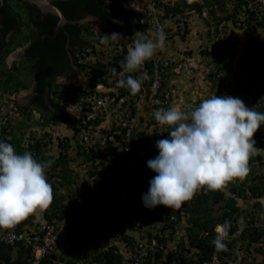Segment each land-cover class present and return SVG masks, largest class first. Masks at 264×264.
Wrapping results in <instances>:
<instances>
[{
    "label": "trees",
    "instance_id": "obj_1",
    "mask_svg": "<svg viewBox=\"0 0 264 264\" xmlns=\"http://www.w3.org/2000/svg\"><path fill=\"white\" fill-rule=\"evenodd\" d=\"M13 1L14 3L10 0H4V2L0 3V13L4 15L3 31L7 33L14 25H16V29L23 24L29 27L32 21L38 27V31L35 32L29 27L31 32L24 36L23 39L26 41L32 38L34 33L36 34V39H33L26 51V59L31 63L26 67L24 76L18 75L22 62L14 63L11 68L6 64L3 57L10 49L7 47L8 45L4 49V43L0 39V102L2 97H7L8 95L7 100L9 102L13 100L17 108L22 110V114L24 115L25 113L24 116L8 120L6 123L1 122L3 116L0 114V142L11 144L17 154H23L28 151L32 153L34 159L52 161L51 166L45 171L47 182H49L50 178H55L58 180V187L64 186L69 189L66 200L70 208L67 207L62 195L53 193V201L48 209L44 211L45 219L49 222H55L59 234L64 237L69 246L65 249H58L57 251L54 250L55 252L52 251L49 254H45L38 264H75L78 261L80 262L81 259L83 262L89 261L90 264L92 262H97L98 264L119 263L123 258L118 246L120 241L116 239V244H109L105 235L95 234L94 227L102 226L107 229L115 223L119 224L121 229H124V219L126 220V229L124 231L127 230V232L126 234L122 233L121 237L124 236L122 239L125 240L127 247L135 250V253L141 254L139 264H203L213 254L220 259V264H233L232 257L237 256L236 247H241L242 257L244 260L249 259V264H264V239H262L264 237V229L258 225V222L264 218V204L259 200H254L248 206L250 207L249 209H253L249 214H255L254 219H259L258 221L253 222V218L245 220H240L239 218V211L243 208L241 205H243L246 197H249V195L255 198L264 197V170L261 171V168L253 166L255 161L260 162L264 158L261 153H256L249 159L248 167L250 171L242 179L237 177L216 191H205L202 188L194 195V202L186 201L180 209H171L162 205L148 209L143 205L142 195L148 192L149 181L156 173L148 168L147 161L158 155V149L155 145L160 138L155 137L153 141V136H150L146 131H136L131 141L133 147L125 149V146L128 145L122 140L125 127H120L119 133L114 135V141L108 138L109 145L106 148V152H100L95 155L98 151L95 154L84 151L87 155L86 160L91 161L88 177H92L97 189L92 191L88 189L86 191L88 192L86 199L83 197L79 202L75 201V198L82 194L79 193L77 186L76 188L72 187L74 174L71 173L69 168L70 157H68V153L66 151L60 152L57 156L50 151V141L53 136L50 132L46 131L37 138L31 132L27 137V130L29 125L32 124L31 114L27 110L31 106H37L42 110L40 119L33 121L38 123L40 127H46L49 122L57 124L68 120L72 121L70 115L65 111L66 104L75 100L81 94H88V92L81 85L72 83L65 84L62 90H58L59 86L54 84L56 80L50 77H53L56 73H61L62 69H67L75 76L77 70L71 64L76 50H81L84 46L94 42L102 44V38L108 34L106 32L104 34L103 31H94L91 38H89V31L92 28L87 27L85 23L65 24L55 32L54 27L58 21L55 15L46 14V19L43 21L33 19L34 6L29 7L21 0ZM123 1L69 0L67 2L57 1L56 4L63 10L68 20L76 21L90 14L101 19L102 23L112 25L110 29L115 31L118 26L113 27L111 23L113 20L111 19L112 15L122 18L132 29L146 30L147 26L140 24L138 20L141 14L131 10H124ZM224 1L192 0L189 4L188 0H176L175 5L166 6V12L167 14H182L185 11H193L202 14L206 11L218 25L228 20H232L235 23L237 21L236 13L238 14L239 11L244 15L246 22L253 24L254 29H256L257 25H262V21H257V15L259 14L256 12V5L251 0H230V4L233 6L232 12L220 16L217 8L223 7ZM26 6L32 11H28L27 16L24 15L25 19L23 21L15 20L14 17H21ZM108 7L111 8L112 12L110 16ZM222 11H225V9L222 8ZM252 21L253 23H251ZM42 33L45 35L44 38L40 37ZM85 34H87V38ZM180 36H183V34ZM172 37L174 38L175 34L171 35L169 40H172ZM14 39H16L15 34L11 40ZM110 39L109 37L108 42L112 45L114 42ZM118 44L121 43L118 42ZM248 44L245 47L248 51L246 57L251 59L256 56L259 60H263L264 45L251 40L248 41ZM112 50H114L113 46ZM202 50V53L215 55L208 49ZM125 53V51L122 53L116 52L112 55L111 60L108 62V67L105 63L96 65L91 71L89 83V87L92 90L95 89L99 82H103L107 86L116 87L122 95L138 98L139 92L136 95H132L128 89L116 86L117 81L120 79L117 73L121 69L118 62L119 60L124 61ZM219 56V54L215 55V58L221 62L217 65L215 72L228 73L231 69L228 65L230 64L228 63L229 58H221ZM152 64L150 61H145L143 64V68L146 69L144 70V75H146L143 80L144 84L152 81ZM35 65L36 74H33L32 68ZM240 65H242L244 75L236 77L237 86L235 91L239 94L241 93L242 97L251 99V102L248 101L247 103L249 108L264 113L262 91L256 88L253 89L254 81L246 82L242 79L254 74L257 75L258 68L255 64H249L248 61ZM88 67L91 66L88 65ZM19 73L22 74L23 71ZM128 75L136 78L134 73H126L123 78ZM33 81L34 87L32 93L28 95V103L19 104L16 99L9 98L10 95L18 90L29 89ZM220 84H222V80ZM168 88V80L165 78L162 80L159 96H163L168 91ZM52 92L54 96L58 97V101H55L50 109L47 100L54 101L50 97ZM132 104L134 105V103ZM168 104L162 106L147 105L146 109L150 110L152 106L154 107L152 109L156 110L161 108L168 109ZM150 119L152 124L155 125L154 131L158 135L159 123L153 117ZM41 120L42 123H40ZM87 122L89 124L92 120ZM148 126H151V123H148ZM171 130V127L166 125L164 138L169 136ZM53 132H55V129ZM253 139L259 148L264 149V122L261 123ZM63 147L66 148V146ZM50 185L52 186V183ZM257 207L260 210H255ZM260 213L263 215L261 219L258 215ZM225 221H230L228 239L224 241L227 248L217 252L212 243L217 235L215 227L218 224L223 225ZM180 222H185L189 243L184 244V242L180 241L178 245L174 246L171 242L174 241V236L177 233L175 224ZM132 229L140 234L141 241L145 243L142 251L136 250V240L132 235H129ZM237 230L235 237H232ZM152 239L157 242V247L153 250L150 249ZM30 249L31 246L25 247L22 241L14 244L0 243V263L27 264V259L33 256ZM256 253L262 255V258L258 261L256 260Z\"/></svg>",
    "mask_w": 264,
    "mask_h": 264
},
{
    "label": "clouds",
    "instance_id": "obj_2",
    "mask_svg": "<svg viewBox=\"0 0 264 264\" xmlns=\"http://www.w3.org/2000/svg\"><path fill=\"white\" fill-rule=\"evenodd\" d=\"M175 1L176 0H161V4L164 6L165 11L162 29L154 32L148 27H146V30L144 31L134 28L137 31L134 34V37L130 36L126 41L121 40L124 41L121 44H118L117 42L111 45L110 42H108L109 37L114 41L121 38L119 33H112L111 35H106L102 38V44L99 42H92L93 44L84 46L81 50L77 49L74 53L71 64L72 67L76 70L77 68H83L82 71L84 70L86 72V77L90 76L91 79V71L98 63H105L108 67V62L111 60L112 55L116 52L122 53L125 51L126 56L124 61L119 60L118 62L121 68L118 73L121 72L122 69L124 73L121 77H119L117 73L120 79L117 81L116 86L118 88L128 89L132 95H136L139 92L138 98L125 94L122 95L116 87L107 86L103 82L97 84L102 85L99 90L96 89L97 85L95 86V89L92 90L89 87L90 81L88 79L86 83L81 82L82 80L78 83L72 81L64 83L57 82L59 78H61L63 72H61L59 76L55 74L53 77H50L56 80L54 84L59 86L58 90H62L63 85L72 83L74 85H81L88 93H107L114 95L117 99L122 98L126 100L125 102L129 103L132 107L133 113L137 116V123L128 139V142H130L132 147L133 144L131 141L135 136V132L146 131L149 133L148 128L150 127L148 126L149 121L144 123L143 118L145 117L141 114V112H144L147 105H152L147 100L150 83H143V80L146 77V75H144V70L146 69L143 68L145 61L152 62L153 56H157L161 62L164 59L168 60L169 64L165 66L164 71H162V80L167 78L168 83L170 78L174 81H182L189 77L192 70L197 69L194 67L198 66L199 63L196 58H186L178 53H173L175 51L163 54L165 51L163 52L162 48L164 47L165 49L168 47L165 45V42L167 40L169 41L170 36L175 34L176 37L177 35L180 36L181 34L188 32L189 26L187 27V24L189 25L190 18L201 15L193 11H185L182 14H167L166 6L175 5ZM191 2L192 0H188L189 4ZM253 4L256 5L258 13L264 14V11L257 6V3L253 2ZM203 13H205V11ZM87 17H89L91 21L95 20V17L89 16L88 14L76 21L68 20L66 17L68 21L66 23L64 22L61 26L72 23L82 24ZM57 18L59 20V17ZM111 18L125 23L120 17H114L111 15ZM96 25L97 24H94L95 28H92V30L89 31V38H91L94 31H101L100 28H98V25ZM61 26H58L57 29ZM137 34L140 36L137 37ZM167 37L169 38L167 39ZM103 43H107L110 46L106 50L107 53L105 56L102 54L103 50L101 48L104 45ZM25 45L26 41H23L18 47H24ZM112 46L114 50H112ZM190 51L191 50L188 49L185 52ZM195 54L201 55L203 53L200 50L194 52V55H189L196 57ZM192 62H195V64L192 65ZM177 64L182 66L180 73H175L171 70L172 65ZM88 65L91 67H88ZM8 67L11 68L12 66ZM137 71L140 72V74H137ZM126 73H134L136 78L132 75L123 78ZM68 74L73 76L72 72ZM174 86L175 82L168 85V91L173 89L167 99V103H169L168 109H152L154 108L153 106L158 105H153L151 108V110L154 111L155 120L161 126H170L172 130L169 132V138L167 139H162L159 135L160 140L156 141L155 145L158 149V155L147 161L148 168L156 173V175L149 181L150 187L148 192L142 195L143 205L148 209H153L161 205L171 209H180L184 202L192 200L194 195L202 188L205 191H216L223 188L227 182L234 178L239 177L242 179L250 171L248 167L249 159L260 151V149L255 147L256 141L253 137L260 128L261 123L264 122V113L249 108L242 99L229 95H213L211 98L204 99L194 108V110L184 112L179 108L171 107V97H173L175 92ZM33 87L34 81L31 84V93ZM50 97L54 99V101L47 100V104L51 109L55 101H58V97L54 96L53 92L50 93ZM4 98L5 97H2L3 101H5ZM2 100L0 102V114L3 116V120H1L2 123H6L8 120H13L16 117L20 118L25 115V113L24 115L22 114V110H19L13 100H11L10 102L13 103L9 105L13 108L12 111L14 113L11 117L8 110L4 111V105L2 104L5 103H3ZM73 101L74 100L68 102L65 106V111L70 115L73 123L70 129L72 132L71 135H67L64 131L61 133L53 132L55 128L60 129L58 125L59 123L55 124L49 122L46 127H40L38 123H34L33 121L35 119H40L41 117L42 110L39 109V107L31 106V108L27 110L31 114L30 119L32 123L27 130V137L31 132H33V136L36 138L40 137L46 131L50 132V134L53 135L52 140L50 141V147L54 145L58 149V151H56L57 153L54 154L53 152V154L58 156L60 152L66 151L68 157H70L69 168L71 162L79 163L78 158L75 155L70 154V148L72 145L85 141L87 137L90 136L93 141V147L90 149V153L95 150V153L98 151L95 155H98L100 152H106V148L109 145L108 138L113 140V138H115L114 135L119 133L120 127H122L108 120L95 119L89 124L87 122L88 120L84 123L77 120L67 110V105ZM132 103H134V105ZM19 104L21 103L19 102ZM164 104H159V106ZM40 123H42V120ZM91 123L93 124L91 125ZM53 140L55 141L54 144ZM122 140L124 141V133L122 135ZM125 142L127 143L126 139ZM63 146H66V148ZM96 158L98 157L96 156ZM51 163L52 161H40L34 159L32 153L28 151H25L23 154H17L11 144L0 142V230L14 229L15 226L25 218L45 220L44 211L47 210L52 203L53 193L62 195L67 207L70 208L68 201L66 200L69 189L64 186L58 187V180L55 178H50L49 182H47L45 171L51 166ZM90 167L86 169L87 174L89 173ZM70 170L71 173L74 174L72 171L73 169L70 168ZM72 181V187L76 188L77 186L79 193L82 194L76 198L74 197L75 201L81 200L83 197L86 199L88 194L86 191L88 189H91L90 191L97 189L92 177H90L89 181H91L93 188L86 187L85 184L77 183L75 179H72ZM50 183H52V186ZM84 186L86 188H84ZM250 196L252 203L254 200H259L264 204L263 196L258 198H255L252 195ZM37 210H39V213ZM251 210L252 209H241L239 211L240 220L253 218V222L258 221L259 219H254L255 214H249ZM258 215L260 219L263 218L261 213ZM258 225L262 226L264 229V218L258 222ZM175 227L177 230L183 227L184 234L179 236L176 233L173 239L174 241L171 243L174 246L178 245L180 241L184 242V244H188L189 238L186 233L185 222L177 223L175 224ZM229 228L230 221H225L223 225L218 224L215 227L217 235L212 243L217 252L226 250L227 245L224 241L228 239ZM124 230L125 229H121L119 233H114V231H112L113 238L107 237L109 244H116V239L120 241L118 246L120 247L121 253L123 250L131 249L130 247H127L125 240L122 239L124 236L121 237L122 233L126 234L127 232V230ZM237 232L238 230L232 237H235ZM129 235H132L136 240L135 244L142 240L137 231H132ZM60 237L61 240H65L62 235H60ZM262 239H264V237H262ZM154 241L155 249L157 247V242L155 239ZM235 251L237 256L232 257L233 264H249V259L244 260L242 257L243 253L241 247H236ZM257 254L260 257L257 256ZM214 255L215 254L211 255L207 261L203 262V264H213L211 258ZM261 258L262 255L256 253V260L258 261ZM29 263L30 262L28 261L27 264ZM217 264H220V262Z\"/></svg>",
    "mask_w": 264,
    "mask_h": 264
},
{
    "label": "rangeland",
    "instance_id": "obj_3",
    "mask_svg": "<svg viewBox=\"0 0 264 264\" xmlns=\"http://www.w3.org/2000/svg\"><path fill=\"white\" fill-rule=\"evenodd\" d=\"M222 8L225 9V11H222ZM218 14L220 16L226 15L228 12H232L233 6L230 4V0H225L223 3V7L217 8ZM257 12V11H256ZM206 13V14H205ZM205 13L194 16L190 18L189 25L187 24L188 32L183 33V36L177 35L172 40H167L165 42V45L168 46L164 49L162 48L163 54H168L169 52L175 51L173 53H178L179 55H183L184 57L188 58H196V60L199 62L198 66L194 67L197 68L195 70H192V72L189 74V77L185 78L182 81H174L172 78H170V81L168 85H171L173 82H175V92L173 94V97H171V107L179 108L180 110L184 112H190L191 110H194L195 107H197L204 99L211 98L213 95L217 96H224L229 95L233 97H238L244 101V103L247 106L248 101L251 102V99L249 97H242L241 93H237L235 90V87L237 86L236 77L239 75L243 76L244 71L242 69V65L244 62H247L249 64H255L258 68V74L261 76H257L256 74L249 76L248 78L243 77L242 79L246 82L252 80L255 83H253V89L256 88L257 90H261L264 97V59L259 60L258 57L254 56L251 59H248L246 57L247 55V47L248 41H256V43H262L264 45V14L257 15V21H262V25L256 27V29L253 28V24H249L244 20V15L241 14L238 11V14L236 13V19L237 21L234 23L232 20H228L226 22H221L220 24L216 25L215 20L211 18L208 13L205 11ZM117 20V19H114ZM197 20L196 23L193 24V22ZM84 23L89 28H95L94 24H97L98 27L102 26L103 24L98 21H91L89 17L86 18ZM253 23V21L251 22ZM256 23V21H254ZM191 24V25H190ZM96 25V26H97ZM242 25V26H241ZM86 38L88 37L87 34H85ZM140 36L137 34V37ZM104 45L102 48V54L105 56L107 53V49L110 47L107 43H103ZM98 45V44H96ZM190 49V52H185L186 50ZM203 49V50H202ZM206 49L213 52L215 55L219 54L221 58L228 57V64L231 68L228 73H216L215 70L217 68V65H219L221 62L219 59L215 58V55H211L208 53L203 52L201 55H196V57L190 56L194 55V52H198L200 50L205 51ZM13 52V51H12ZM11 52V53H12ZM7 56V61L10 62V55ZM96 53V52H95ZM187 53V54H186ZM231 53V54H227ZM190 54V55H189ZM246 57V58H245ZM94 58V57H93ZM29 60L22 61L18 75L24 76V71L26 70V67L30 65ZM195 62H192V65H194ZM83 68H77V74L75 77L70 76L66 78H59L57 82L64 83L68 81L72 82H83L86 83L87 79L90 81V76L86 77V72L83 70ZM87 70V69H86ZM23 73H19L22 72ZM88 71V70H87ZM14 73L17 74V72L14 71ZM137 74H140V72L137 71ZM17 77V76H16ZM78 79V80H77ZM222 80V84H220V81ZM1 92V90H0ZM31 93V87L30 89H22L18 90L12 95L9 96V98L16 99L21 104L28 103V95ZM8 97V95H7ZM7 97H5V101L2 100L4 105V111L8 110V113L11 114V117L14 115L13 108L10 107L9 104L13 102H9L7 100ZM170 107V108H171ZM11 111V112H10ZM141 114L145 117L143 118L144 123L146 121H149L151 123V126L148 128L149 135L155 137H160L162 139H167L169 136L165 137L166 132V125L161 126L159 124V130L158 135H156V132L154 131L155 125L151 122V117L155 120L154 117V111L153 110H147L145 109L144 112H141ZM147 119V120H146ZM72 121H66L59 123V128H55V132L61 133L65 132L67 135H71V127H72ZM92 133V132H91ZM156 135V136H155ZM154 141V140H153ZM55 141L53 140V144ZM153 143V142H152ZM93 141L91 140L90 136L87 137L85 141H82L78 144L72 145L70 148V154L75 155L78 158L79 163H70V168H72L74 172V176L72 179H75L77 183L85 184L86 187L93 188L91 181H89L90 178L88 177V174L86 172V169L90 167L91 161H87L85 159V152H90V149L92 146ZM154 144V143H153ZM255 147L260 149L257 153H261L264 156V149L259 148L257 144H255ZM56 146L52 145L50 148V151L54 154H56L58 149H54ZM102 148V147H101ZM105 149V148H103ZM91 154H95V150L91 152ZM253 166L261 168V171L264 170V158L259 162L255 161ZM235 179V178H234ZM84 186V188H86ZM87 193V192H86ZM84 196V194H83ZM86 196V195H85ZM246 197L244 200L243 205H241L242 209H248V207L251 203L250 198ZM80 201V200H78ZM195 198L193 197L192 200L188 202H194ZM242 204V199H241ZM253 210V209H252ZM255 210H260L259 208H256ZM39 213V210H37ZM119 224H113L109 228L105 229L102 226H96L94 227L95 234L105 235L106 237L113 238L111 233L114 231V233H119L121 228L119 227ZM123 228L126 229V220L124 219ZM130 230V232H132ZM177 234L179 236H182L184 234V228L177 230ZM177 244V242H176ZM257 256H259L257 254ZM260 257V256H259Z\"/></svg>",
    "mask_w": 264,
    "mask_h": 264
},
{
    "label": "built area",
    "instance_id": "obj_4",
    "mask_svg": "<svg viewBox=\"0 0 264 264\" xmlns=\"http://www.w3.org/2000/svg\"><path fill=\"white\" fill-rule=\"evenodd\" d=\"M257 3V6L264 11V0H252ZM124 10H131L135 13H140L138 19L140 24L146 25L150 30L156 32L163 28V18L165 15L164 6L161 0H124ZM152 81L149 85V95L147 100L152 105H159L167 103V99L171 91H166L163 96H159L161 88L162 71L164 67L169 64V61L164 59L162 62L157 56L152 58ZM171 70L175 73H180L182 66L180 64L172 65ZM123 69L118 73L119 77L123 75ZM102 85H97L96 89L99 90ZM126 100L117 99L114 95L107 93L98 94L90 92L86 95H79L73 102L67 105L68 112L77 120L83 123L87 120H108L116 125L125 127L124 141L126 139L127 146L125 149H130L132 146L128 139L135 128L137 123V116L132 111V107ZM22 241V244L31 246L33 256L28 259L29 264H38L45 254L58 249H65L69 244L65 240H61L59 230L55 226V222L48 220L27 219L15 226L11 230H0V243H16ZM145 243L139 241L136 243V250H143ZM155 241L151 240L150 249H154ZM54 251V252H55ZM139 253V252H138ZM135 254V255H134ZM140 254V253H139ZM135 253V250L126 249L122 251L123 258L116 264H139L141 254ZM213 264L220 262V259L214 255L211 258ZM90 264L89 261L80 262L75 264ZM91 264H98L92 262Z\"/></svg>",
    "mask_w": 264,
    "mask_h": 264
},
{
    "label": "flooded vegetation",
    "instance_id": "obj_5",
    "mask_svg": "<svg viewBox=\"0 0 264 264\" xmlns=\"http://www.w3.org/2000/svg\"><path fill=\"white\" fill-rule=\"evenodd\" d=\"M10 1H12L13 3H14V1L13 0H10ZM21 1H23V0H21ZM57 1H61V2H67V1H69V0H54V1H52L55 5H57L56 4V2ZM2 2H4V0H0V3H2ZM23 2H25L29 7H32V6H34L35 7V9H34V12L32 13V16H33V19H40V20H45L46 19V14H50V13H43V12H41V10L39 9V8H37L35 5H30V4H28V2L27 1H23ZM15 5V4H14ZM28 6H26L25 8H24V13H22L21 14V17H19L18 18V16H16V17H14L15 18V20H22L23 21V19H25V17H24V15H28V11H32L30 8H28ZM58 6V5H57ZM15 7V6H14ZM16 8V7H15ZM108 13H109V16H110V14H112V12H111V8L109 7L108 8ZM23 15V16H22ZM89 16H92V17H95V20L94 21H98V22H100V23H102L101 22V19H99L98 17H96V16H93V15H90V14H88ZM112 19V18H111ZM4 15L2 14V13H0V39L3 41V43H4V49L6 48V46L7 47H9V51L8 52H6V54H5V56L3 57L4 58V60H5V62H6V64L8 65V66H13V64L14 63H20V62H22V61H25L26 60V58H27V53H26V51L28 50V47H29V45L33 42V39L35 40L36 39V37H35V33H34V35H33V37L32 38H30V39H28V40H26V45L24 46V47H18L19 46V44H21L23 41H25V40H23L24 39V36H26L28 33H30L31 31V28L33 29V30H35V32L36 31H38V27L34 24V22L32 21L30 24H29V27H31V28H29L28 26H26L25 24H23V25H21V26H19V28L18 29H16V25H14V26H12L9 30H8V32L7 33H5V31H3V28H4ZM66 23V22H65ZM104 24H108V23H104ZM55 28V27H54ZM54 31L56 32V31H58V30H55L54 29ZM122 31V30H121ZM14 34H15V37H16V39H14V40H11V38L14 36ZM41 38H44L45 37V35L42 33V35L40 36ZM18 42V43H17ZM13 44H15L14 46H12ZM13 51V52H12ZM12 52V53H11ZM11 53V55H10V57H11V59H10V62H8L7 61V56L9 55ZM70 60H71V58H70ZM35 70H36V65H35V67H33L32 68V72H33V74H36L35 73ZM53 72H55L54 70H53ZM62 72H63V74H62V76H61V78H66V77H68V76H70L68 73H70V72H68V70L67 69H62Z\"/></svg>",
    "mask_w": 264,
    "mask_h": 264
},
{
    "label": "crops",
    "instance_id": "obj_6",
    "mask_svg": "<svg viewBox=\"0 0 264 264\" xmlns=\"http://www.w3.org/2000/svg\"><path fill=\"white\" fill-rule=\"evenodd\" d=\"M196 22H197V20H195L193 23H196ZM111 23L113 24V27L118 26L117 29H115V31L110 29V26L112 27V25H110V24H103L102 26H100V30L103 31L104 34L106 32L108 35H111L112 33H119L121 38H119L118 40H115V41L112 40V42H114V43H117V42L122 43V42L126 41L128 39V37H130V36L134 37V34L137 32L136 29H132V28L130 29L128 24L123 23L119 20L113 19L111 21ZM121 40H124V41H121ZM59 74L60 73H56V75H58V76H59Z\"/></svg>",
    "mask_w": 264,
    "mask_h": 264
},
{
    "label": "water",
    "instance_id": "obj_7",
    "mask_svg": "<svg viewBox=\"0 0 264 264\" xmlns=\"http://www.w3.org/2000/svg\"><path fill=\"white\" fill-rule=\"evenodd\" d=\"M23 1H27L28 4L30 5H35L43 13H50L52 15L59 17L57 25L55 26V30L57 29L58 26H61L64 22L68 21L64 16L62 10L52 2L54 0H23Z\"/></svg>",
    "mask_w": 264,
    "mask_h": 264
}]
</instances>
